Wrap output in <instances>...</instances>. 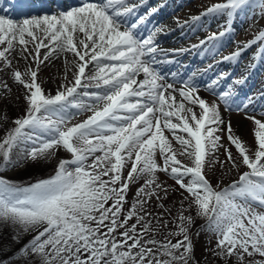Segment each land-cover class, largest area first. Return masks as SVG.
Listing matches in <instances>:
<instances>
[{
  "label": "snow or ice",
  "instance_id": "6c2138e0",
  "mask_svg": "<svg viewBox=\"0 0 264 264\" xmlns=\"http://www.w3.org/2000/svg\"><path fill=\"white\" fill-rule=\"evenodd\" d=\"M248 5L249 0H226V3L209 7L202 15H226L232 21L236 13ZM139 6L129 0H97L58 15L24 19L20 23L0 15V46H3L0 61L11 66L9 54L18 51L21 58L27 60L30 56L37 65L36 70L26 73L30 80H25L19 70L12 73L14 80L27 90L25 99L29 106L25 116L14 121L16 127L0 142V155L3 156L0 171L19 162L11 159L14 148L21 149L22 159L33 161L59 146L72 154L71 159L59 161L54 175L34 183L22 184L0 177V224L12 227V243L19 244L24 235L37 233L12 256L0 259V264H13L14 261L35 264L37 260L39 264H189V261L197 264L188 235L193 218L184 216L183 210L178 215V231L169 233L183 234V240L176 243L167 238L165 242L152 238L143 240L151 220L137 233V225L151 216L143 207L147 202L144 199L135 201L124 219H120L129 184L136 177L149 176L145 185L137 190L138 197L156 196L158 200L167 197L168 189L155 183L157 170L169 173L191 194L197 215L208 218L204 227L218 236V251L213 250L214 256L222 258L224 264H228L229 258H233V264H245L247 258L255 254L264 257V213L252 207L253 202L264 207V122L252 118L258 126L254 159L240 137L231 134L229 123V140L250 171L244 172L239 181L228 187L215 190L204 174V167L206 157L217 149L220 140L214 135L224 123L219 108L200 98L191 81L185 82L187 90H180L182 101L178 104L175 96L170 98L171 103L165 97L164 91L172 85L159 83L162 77L154 68L159 63L155 39L162 29L154 27L147 37H141L138 32L139 26L157 9L152 8L149 13L137 16L135 22H129L128 18L136 15ZM257 14H264V0H260ZM199 18L193 17V20ZM229 30L226 28L218 35L213 33L201 41V46L219 40ZM76 33L83 34L78 41L83 51L77 47ZM41 36L49 43L45 44ZM259 40H264V31L224 59L235 60ZM29 43L34 44V55L28 50ZM17 44L21 46L19 49ZM41 48L49 49L43 60ZM259 51L264 52V46ZM62 52L73 53L81 62L72 61L78 69L73 73L74 82L60 85L55 95L46 94L37 82L39 65L54 53ZM86 57L90 58L86 60ZM92 62L97 70L94 75L85 77V69ZM67 71L66 68V75ZM141 73L144 79L138 83ZM82 78L95 81L99 91H87L91 85L82 84ZM215 83L217 81H213ZM3 87L7 89L8 86L5 83ZM218 95L228 103L235 93L229 86ZM85 97L104 102L103 108L95 110L96 105L85 103ZM183 101L198 105L201 117L198 118L192 108H185ZM71 107L80 111L94 110V114L83 123L66 128L67 112ZM187 113H191L190 119L195 126L189 123ZM173 118L179 122L173 123ZM161 123L185 146L183 154L191 158L192 166L177 159L168 138L163 135ZM206 124L216 127H208L205 132ZM177 130L188 134L189 138L177 135ZM74 139L80 146H76ZM157 150L164 160L162 168L154 158ZM97 152L103 156H95L88 164L89 157ZM133 153L135 160L127 177L122 178L126 160H131ZM227 159L236 166L231 152L227 153ZM186 177H190L187 183ZM137 209L144 215H139ZM134 216L136 223L125 227ZM102 228L107 231L102 232ZM118 228L125 229L119 240L115 235ZM2 231L0 228V233ZM2 251H11V246L4 245L0 248ZM247 264H264V259L247 260Z\"/></svg>",
  "mask_w": 264,
  "mask_h": 264
},
{
  "label": "rangeland",
  "instance_id": "374dc122",
  "mask_svg": "<svg viewBox=\"0 0 264 264\" xmlns=\"http://www.w3.org/2000/svg\"><path fill=\"white\" fill-rule=\"evenodd\" d=\"M223 3H226V0H191L190 4L186 5L187 9L185 11H181V13L179 14V18L191 19L192 17L196 16L200 17L199 19H197L198 23H200L202 17H204V15L202 14L205 13L209 7ZM259 12L260 0H249V5L245 6L243 10L238 11L232 21H229L226 15L216 16L217 20L218 18H222L223 25L217 30H214L213 28L207 29L205 31L206 37H208L207 32L210 33V31H213L214 33L219 34L221 32H224L226 28H231L234 23V19H237V22L235 23L236 26L232 27V30L234 31L233 35L231 36V39L228 44L223 43L225 47L221 50L219 57L224 58L230 56L231 54L236 52L238 48H240V45L247 44L249 41H254L256 36L261 31H264V14L258 15L257 13ZM176 17H178V15H176ZM243 17L247 19L246 21H248L247 26H244V28H242L241 26L237 27L238 23L241 22V18ZM38 35H40V33H38ZM203 38L204 35L201 34L199 38H195L193 39V41H195L196 43H200ZM26 39L28 38L26 37ZM41 39H44L43 36H41ZM45 41L47 40L44 39V42ZM221 41L222 39L220 38L219 40H215L214 43L219 44ZM262 46H264V40L256 41L252 43L250 47H248V52L241 53V55L242 57H246L245 60H247V58L253 57V55L256 53H262L259 51ZM2 47L3 46H0V48ZM20 47L21 46H19L18 44L16 45L17 49H19ZM77 47L79 50L83 51V48L81 45H79V43H77ZM44 49L45 48H41L40 50L41 60H43V57L45 55ZM28 50L34 55V44L29 43ZM25 55H27V53H25ZM9 59L12 60L11 66H8L7 63L4 61H0V142L3 141L6 134L11 129L16 127L14 121L17 118H22L23 116H25L26 110L29 106L25 99L26 95L28 94L27 90L14 80L12 73L16 70H19L23 74V78L25 80H30V75H27L26 73L28 72V70H36L37 68L36 62L32 60L30 56L27 60H25L19 56L18 51L11 52L9 54ZM85 59L87 60L89 59V57H86ZM72 61H77L78 63H81L78 60V57H76L73 53L67 52V55L57 54L55 56H51L48 60H45L42 64L39 65V70L37 73V82L40 83L42 89L45 91L46 94L55 95L60 85H68L74 82L73 73L78 71V69L73 66ZM204 66L207 68L208 65L205 64ZM66 68L68 69L67 75ZM96 70L97 69L95 66H92L90 69L87 68L85 72V77L94 75ZM223 75L226 76L227 72H222L220 76L223 77ZM244 80H246V78L243 76L237 79V81L241 82H243ZM5 83L8 86L7 89L3 87ZM83 83H89L91 85V87L86 89L87 91H99V89L95 88V81H87L83 78L82 84ZM262 83L260 85H264V80ZM200 89H202L200 90L202 93L201 98L205 99V101L210 106L217 105L218 108H222L218 97L211 94V92L205 90L204 88ZM78 90L82 92L85 89ZM84 101L85 103L89 104L94 103L96 106L103 103L93 101L87 97L84 98ZM185 108H192V111L196 113L197 117H201V110L198 105H193L187 102L185 103ZM236 112L232 111V113L228 115L225 120L223 119L224 123L219 125L218 130L214 133L215 136L220 137V140L217 142L218 147L214 152H212L206 157L204 172L207 173L209 179H211L210 183L214 189H218L220 186L225 184V187H228L227 182L235 178V173L237 174V172H239L240 170L248 169V171H250V169L242 163V157L240 156L235 145H233L229 140V123L231 124V134L240 137L242 144L248 150L249 155L253 159L255 151L258 148V142L255 137V132L258 130V126L255 124V120H260L261 122H264V115L259 114V112L257 111L250 112L240 109ZM181 114L184 115L185 113L182 112ZM92 115V111H80L73 107L71 108V112L67 113L68 120L65 127H72L77 124L83 123L88 117ZM187 115L189 116V123L195 126V122L190 119L191 113H187ZM252 118H255V120ZM53 119H55V117H53ZM172 122L177 123L179 121L177 118H173ZM242 123H245V126L243 127V130H239L240 125ZM208 127L216 126L206 124L204 130L205 132L207 131ZM161 128L163 130V135L168 138L172 150L176 152L177 159H179L184 165L192 166L191 158L188 155L183 154L185 146L181 145L175 139L172 132L169 129L165 128L163 123H161ZM176 134L183 136L185 139L189 138L188 134L183 133L181 130H177ZM74 143L76 144V146H80L79 143L75 141V139ZM228 152L232 153L236 166H233V163L228 161ZM97 155L103 156V153L97 152L90 156L88 159V164H91L93 159ZM22 156L23 153L21 152V149L14 148L11 152V159L13 161L19 162L16 163L14 166L7 167V169L4 171H0V177L17 183H21V179L26 178L32 179L33 181L41 179L43 177H45L46 179L49 178L51 175H54L58 163L61 159L72 158V154L69 153L62 146L56 147L55 149L51 150L47 155L38 158L35 161L31 159H22ZM154 158L156 163L162 168L164 160L158 150L156 151ZM134 160L135 153H133L131 160H126L125 167L122 171V178L127 177V173L128 171H130L131 164ZM0 163H3L2 155H0ZM155 176V183L161 184L164 188L168 189V195L166 198L158 200L156 196H152L150 199L143 196H137V190L143 186L146 180L149 179V176L147 174L134 178V180L129 184V190L126 193V195H128V197L132 201H137L138 199L146 200L147 202L144 204L143 207L148 213H151V216L145 217V220L137 225V233L141 231V228L144 223H147L148 220H151V224L149 225V231L143 237V240L152 238L158 242H165V238H167V240H170L172 243H176L179 240H183V234L169 235V233H175L178 231V215L180 210H183L184 216L190 215L193 218L192 223L188 228V235L193 245L192 255L197 264H224V260L222 258L213 255V250H217L218 239L216 240V237L218 236L214 232H211L207 230L206 227H204L207 224L205 223V221H207L208 218L197 215V207L192 204L193 197L189 195L185 189L181 188L176 183L175 179L173 181V177L171 179L169 173L157 170L155 172ZM104 179H108V177H104ZM189 179L190 177H186L185 183H187ZM152 188H155V184L152 185ZM145 190L147 191L148 189ZM159 195L163 197L164 193L159 192ZM124 204L125 202L123 203L122 212H125L126 214L131 209V207H125ZM190 204L192 205V207H189ZM161 205H163V207H161ZM252 207L255 208L258 212L264 213V207H261L258 203L253 202ZM137 212L141 216L144 215V212L140 211L139 209H137ZM125 214H121V220L124 219ZM157 219H159V223L157 222ZM135 223L136 217L134 216L128 221L125 227L130 228L131 225ZM197 225H202V227L194 233L193 230ZM124 230V228L117 229L115 235L118 240L122 239L120 233ZM10 234H12V232ZM7 237H5V240L7 239ZM128 243H132V241H128ZM150 246L154 247L153 245H148V247ZM155 250L156 249L154 247V251ZM180 251H183V249H181ZM261 259H264V257ZM261 259H258L257 256L256 258H247V260H252L253 262ZM247 260L245 264H247ZM189 264H192V261H189ZM228 264H233V258H229Z\"/></svg>",
  "mask_w": 264,
  "mask_h": 264
},
{
  "label": "bare ground",
  "instance_id": "6f19581e",
  "mask_svg": "<svg viewBox=\"0 0 264 264\" xmlns=\"http://www.w3.org/2000/svg\"><path fill=\"white\" fill-rule=\"evenodd\" d=\"M95 1V3L97 2V0H92ZM131 1V0H129ZM131 3H137L140 4L141 6L138 7V9L136 10V13L143 10L144 7L147 5L146 0H143V2L141 3V0H132ZM164 2H162L161 4H163ZM1 4V3H0ZM0 12H3L1 9V5H0ZM171 13H168V17L165 18L166 14L164 15H158L156 17H152L150 16L149 18L151 19V21H149L148 19L146 20V22L143 24L145 26H147V29L145 30V32H140L141 37H147V35L154 29V27H160L162 29V32L159 33V36H156L155 39V43H160L157 41V39H162L164 42H167L168 45H178L180 42H184L183 40H188L189 38L193 37V36H197L200 34L201 32V25L196 27L193 25L188 24L187 22H179L177 24H175V16H171ZM3 15V14H0ZM54 15H58L57 13ZM145 15V14H144ZM4 16V15H3ZM12 16V15H11ZM43 15L40 16H29L25 19H31V18H38V17H42ZM14 17V16H12ZM8 18V17H6ZM19 20H16L15 22L20 23L22 22L24 19H21V16L18 17ZM134 18L133 16H130L129 22H131ZM165 18V19H163ZM208 20L210 21V25L215 24L216 22V27H219L222 25V20L219 21H215L214 18V14L213 15H208L207 16ZM9 19V18H8ZM161 20H163L162 22H160ZM14 21V20H13ZM219 22V23H217ZM152 24V25H151ZM248 22L244 21L243 25L241 26L242 28L244 26H247ZM174 25V27H172L170 29V27ZM208 25V26H210ZM240 27V25H239ZM178 29L179 32L172 35L170 38L166 35H164L167 31H171V30H175ZM123 30V28L121 29ZM171 33V32H170ZM169 33V34H170ZM83 38V34L82 33H76L74 34V39H76L77 43L80 39ZM47 40V39H46ZM161 41V42H163ZM192 42V41H191ZM45 44H48V40L44 42ZM245 44L240 45V48H242ZM194 45H191V43H181L179 47L176 48V50L172 51L170 50L169 47L167 46H158V51H157V56H162L163 58L169 54L173 52L174 54H179L177 56H173L172 58H175L178 62L181 61L182 63V68H180L177 72V75L175 76L176 79L173 80H166V84H165V77H163L159 83L161 84H165L167 85V83H173L174 80H176V83L173 84V89H175V91L173 89H167L166 91H164V95L166 98L169 99V102L171 103V97L175 96L176 97V103L178 104L179 102L182 101V97L180 96V90L181 89H185V82L187 81H191L195 86H202L204 88H206L207 90H212L214 91L217 95L218 93H221L223 91L228 90L229 86L232 87V89L236 88V84L234 81H227V80H220L217 79L215 77H218L219 74V70L220 72L223 71L224 69L226 70H230L231 74L232 72H235L234 76H238V75H242L244 73L247 72H251V74H253V78H249L247 79V81H251L250 79H252V83L251 86L243 89L246 85L242 84L240 87H238L237 90H233L235 95L232 97V99L226 103L223 99L220 98V96L218 95V98L220 100V103L222 102L225 107H229V104H231V106H233L232 101L234 99H236V93L238 91L244 92L247 91V89L250 90L251 95L247 94V95H243V98H239L238 101L236 103L237 107L240 106V108H243L244 110H249V111H254L257 109V111L264 115V87L263 88H259V83L261 81V79H263V73H264V52L262 53L261 56H258L257 54L253 55V57L251 58H247V60H245L246 57H242V55H240L239 57H237L235 60H220V59H216L219 55V53L221 52V49L219 48L220 45H218V48L216 49H209L206 53L204 58L206 57H211L212 59H215V63L212 64V66H210L207 70L203 69L201 72L200 67L202 65H204L206 63V61H202V59H200V57L198 58H194L192 59V56L196 57L198 52L200 51V46L199 45H195L196 47H193ZM47 49V48H45ZM44 52H48V50H45ZM163 50V51H160ZM248 52L247 50L243 51L242 53H246ZM57 54H53V56H55ZM58 55H67V52H62V53H58ZM90 58V57H89ZM184 59L185 62L183 61ZM92 66H95V62H92V64L88 65V68L90 69ZM154 67H156L154 65ZM186 74V75H185ZM230 74V75H231ZM187 76V75H191L192 77L187 80V77H184L183 80L182 78H179L181 76ZM144 79V74L141 73L138 77H137V82L139 83V81ZM213 81H217V83L213 84ZM207 82H209L207 84ZM135 87V86H134ZM259 88V89H258ZM253 90V91H251ZM259 91V92H258ZM198 96L201 98L202 97V93L199 89L196 90ZM246 97V98H245ZM135 98H133L134 100ZM184 104L187 103L188 101H183ZM222 108H219V112H220V116L222 119H226L228 117V115L231 114V112H229L224 106L223 104ZM103 103L99 104L96 106L95 110H99L101 108H103ZM231 108V107H229ZM172 110V109H169ZM178 110V109H177ZM92 113L94 114V110H92ZM245 126V123H242L240 125V129L239 130H243V127Z\"/></svg>",
  "mask_w": 264,
  "mask_h": 264
},
{
  "label": "trees",
  "instance_id": "16d2710c",
  "mask_svg": "<svg viewBox=\"0 0 264 264\" xmlns=\"http://www.w3.org/2000/svg\"><path fill=\"white\" fill-rule=\"evenodd\" d=\"M241 167V166H240ZM240 171H243V169L242 170H240ZM239 171V172H240ZM239 172H237V174L239 173ZM206 174V176L208 177V175H207V173H205ZM237 174L235 173V175H234V177H236L237 176ZM41 179H45V177H43V178H41ZM208 179H209V177H208ZM22 181H21V183L22 184H28V183H34V182H36V181H38V180H40V179H38V180H35V181H33L32 179H29V178H26V179H21ZM111 203H112V201H109V205H111ZM132 204L133 203H125V207H132ZM107 206V205H106ZM121 214H125V212H122ZM127 214V213H126ZM125 214V215H126ZM106 222L108 223V221H105V224H106ZM2 224H0V228H2L3 229V231H2V233H0V248H3V246L4 245H10L11 246V251H2V252H0V259H7L8 257H10V256H12V254H13V252H15L23 243H26L27 241H29L34 235H36L37 233L36 232H31V233H29L28 235H24L22 238H21V241H20V243L19 244H13L12 243V240H11V237H12V235L14 234V231H13V229H12V227L11 226H8V225H2ZM7 228V229H6ZM7 231H6V230ZM42 230V229H41ZM101 231L102 232H106L107 231V229L106 228H102L101 229ZM12 232V234H10ZM8 234V235H7ZM10 234V235H9ZM116 234V233H115ZM8 236V237H7ZM5 237H7V239L5 240ZM5 240V241H4ZM150 247H152V246H150ZM217 251H218V249H217ZM34 260H35V258H33ZM13 264H23V261H14L13 262ZM35 264H39V261L37 260L36 262H35Z\"/></svg>",
  "mask_w": 264,
  "mask_h": 264
}]
</instances>
